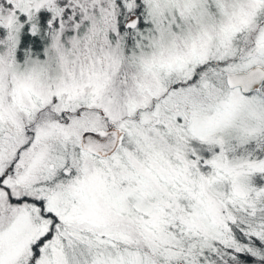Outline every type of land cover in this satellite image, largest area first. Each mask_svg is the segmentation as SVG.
Returning <instances> with one entry per match:
<instances>
[{
	"label": "snow or ice",
	"instance_id": "6c2138e0",
	"mask_svg": "<svg viewBox=\"0 0 264 264\" xmlns=\"http://www.w3.org/2000/svg\"><path fill=\"white\" fill-rule=\"evenodd\" d=\"M0 264H264V0H0Z\"/></svg>",
	"mask_w": 264,
	"mask_h": 264
}]
</instances>
